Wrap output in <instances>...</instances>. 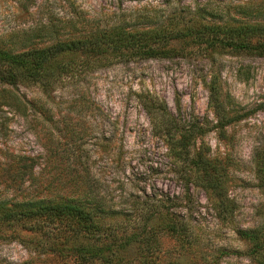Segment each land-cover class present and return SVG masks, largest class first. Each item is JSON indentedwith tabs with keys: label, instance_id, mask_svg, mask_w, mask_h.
<instances>
[{
	"label": "rangeland",
	"instance_id": "rangeland-1",
	"mask_svg": "<svg viewBox=\"0 0 264 264\" xmlns=\"http://www.w3.org/2000/svg\"><path fill=\"white\" fill-rule=\"evenodd\" d=\"M262 22L264 0H0V46L22 52L72 36L84 43L57 58L50 78L58 66L66 71L47 91L0 82V204L20 202L74 154L115 210L131 211V196L180 207L172 210L197 244L159 233L151 242L158 264H264V249L249 256L253 244L237 234L264 224L255 160L264 155V58L255 56L257 43L230 42L225 33ZM149 47L168 54L145 58ZM145 94L196 128L191 152H200L208 173L188 187L174 141L141 106ZM24 226L0 225V264H74L22 244L34 242ZM223 250L238 255L221 257ZM137 256L134 246L122 260Z\"/></svg>",
	"mask_w": 264,
	"mask_h": 264
},
{
	"label": "trees",
	"instance_id": "trees-1",
	"mask_svg": "<svg viewBox=\"0 0 264 264\" xmlns=\"http://www.w3.org/2000/svg\"><path fill=\"white\" fill-rule=\"evenodd\" d=\"M225 33L230 42L239 41L248 45L257 43L259 46L255 56L264 58V22L226 26ZM147 36L153 39L157 37L153 32H148ZM82 47L83 41L73 36L43 48H30L22 52H14L17 48L0 46V82L18 85L27 81L31 85L38 84L47 91L55 80L58 81L61 71H66L65 66H58L55 76L50 78L57 58ZM164 52L165 50L149 47L144 52V57L150 59L159 57V53H163L161 56L168 54ZM139 101L144 112L150 118L158 119L163 124L165 135L174 141L171 144L177 148L176 158L181 161L178 170L185 186L190 185L192 178L207 175L206 161H203L200 152H191V139L197 133L195 126L183 118L173 117L165 102L154 95H141ZM31 106L34 112L42 116L48 115L43 105L31 102ZM262 156L263 158L257 154L255 160L258 187L264 190V155ZM69 161L67 167L56 168L58 171L46 184L40 187L36 185L34 189L29 186L31 192L22 196L20 202L0 204V225L27 224L24 229L34 236V242L21 243L27 247L31 245L35 253L54 257L61 263L134 264L135 261L138 264H158L159 255L151 242L159 233L180 237L189 246L197 244L190 232L191 226L180 213L172 210L180 208L177 204L168 199H148L147 196L146 201L140 203L138 197L131 196V211L115 210L109 204L112 200L107 201L94 193L88 169L82 166L80 158L71 154ZM34 168H27L30 185L37 181ZM207 187L213 191L215 189L213 186ZM14 191L19 193V188L16 186ZM155 220L160 223L157 229L154 226ZM237 234L242 240L253 244L248 255L255 259L261 258L260 253L264 249V224L253 230L237 231ZM134 246L140 249L141 256L129 263L124 262L122 256L130 253ZM234 255L238 254L226 250L220 252L221 257Z\"/></svg>",
	"mask_w": 264,
	"mask_h": 264
}]
</instances>
